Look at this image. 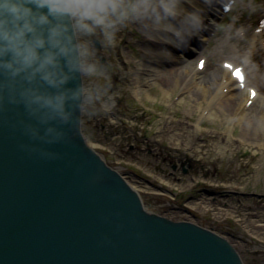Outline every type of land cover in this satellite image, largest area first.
I'll return each instance as SVG.
<instances>
[{
  "label": "clouds",
  "instance_id": "clouds-1",
  "mask_svg": "<svg viewBox=\"0 0 264 264\" xmlns=\"http://www.w3.org/2000/svg\"><path fill=\"white\" fill-rule=\"evenodd\" d=\"M217 5L223 22L207 16ZM253 18L264 20V0H0V117L27 138L19 148L29 156L60 159L51 146L71 144L82 114L114 103L101 50H114L121 33L134 28L160 45L153 56L169 59L171 48L203 39L210 23L205 59L241 70L243 107L264 104V26ZM252 121L264 130V115Z\"/></svg>",
  "mask_w": 264,
  "mask_h": 264
},
{
  "label": "water",
  "instance_id": "water-1",
  "mask_svg": "<svg viewBox=\"0 0 264 264\" xmlns=\"http://www.w3.org/2000/svg\"><path fill=\"white\" fill-rule=\"evenodd\" d=\"M22 142L0 117V264H243L212 231L143 210L80 129L57 160Z\"/></svg>",
  "mask_w": 264,
  "mask_h": 264
},
{
  "label": "rangeland",
  "instance_id": "rangeland-1",
  "mask_svg": "<svg viewBox=\"0 0 264 264\" xmlns=\"http://www.w3.org/2000/svg\"><path fill=\"white\" fill-rule=\"evenodd\" d=\"M139 35V32L131 28L121 33L119 44L114 50L108 52L101 50L102 61L111 66L109 95L113 96L114 103L109 104L97 115L82 114L81 129L87 143L96 146L94 150L109 167L119 171L127 180L135 181L134 184L139 187L157 188L161 177L177 182L178 180L175 179L177 176L183 178L185 184L189 177L196 179L188 190L182 192L172 190L167 193L162 187L164 196H145L155 208V214L159 216L185 220L187 217L182 219L180 216L189 211L184 207L189 200L217 194L216 202L224 206L221 197L228 199L231 208L228 206L229 208L224 210H233L236 211L235 213L225 214L217 219L212 212L201 214L200 210H193L188 219L218 234L224 232L221 235L234 243L242 238L246 249L245 254L241 256L244 264H264V243L248 236L247 232L242 230L241 223L236 222V218L250 221V218L243 217L247 212L255 213L251 214L254 217H259L264 212V162H258L260 154L257 152L251 155L248 147L243 146L244 149L241 147L243 150L235 151L231 156L227 155L223 158L215 155L210 149L211 142L216 137L213 132L216 129V124H212L214 121L202 124L201 128L204 131L195 138L196 142L204 145V148L198 151L188 150L187 154H183L179 149L173 148L175 146L168 144V132H166L168 129L163 125L165 119L173 114V118L170 119L173 127L182 119L193 127L197 123L200 124L198 121L200 109L197 112L192 110L191 114L184 117L178 112L182 111V108L175 100L178 92L175 90L165 97L161 85L153 83L152 75L155 76L156 71L160 70L157 69L158 65L145 58L142 60L144 71L137 68L135 62L140 56L137 55L136 48L141 43L138 42ZM205 51L206 49L200 57H205ZM195 60L191 59L192 69ZM206 60L207 63H216ZM159 61L162 64V58H159ZM146 67L150 68L149 71H146ZM157 73L161 74V72ZM167 120L169 122V119ZM226 125L223 123L220 128ZM160 126L164 131H160ZM235 128L230 132L231 136H236L238 130L241 131V125ZM260 160L262 161L261 156ZM260 164L261 172H257ZM258 173L261 174V179L253 185L249 179L253 180L251 176ZM240 175L243 180L237 182V177ZM212 180L217 181L219 186L211 188L209 182ZM248 182L252 187L243 189L242 193L236 192V188L231 190L224 186L245 187ZM146 190L150 191V189Z\"/></svg>",
  "mask_w": 264,
  "mask_h": 264
},
{
  "label": "bare ground",
  "instance_id": "bare-ground-1",
  "mask_svg": "<svg viewBox=\"0 0 264 264\" xmlns=\"http://www.w3.org/2000/svg\"><path fill=\"white\" fill-rule=\"evenodd\" d=\"M215 12L216 11H208L207 16L211 19L210 15ZM211 20L212 22H214L213 19ZM205 23H209V20L206 19ZM211 26L212 24L210 23L208 31H211ZM202 35L203 39L194 38L195 40L193 43L202 44L204 41H206L207 36L204 33H202ZM139 36L140 39L138 42H141L142 45L140 43L136 48V53L140 56V59H136L135 62V64H137V68L141 71H144L145 67L141 68V62L145 58L146 60L149 59L150 61L160 66V70L157 72H161V74L157 77L152 75L153 83L161 85L162 93L165 97L169 96V94L175 90L180 93L176 100V104L181 106L182 111L178 112L182 113L184 117L191 114L192 110H195L197 112L198 109H200V115L198 117V121H200V124L197 123V125L195 124L193 125V127L192 125H187L188 123L184 119L179 120L177 126L173 127L170 122V119H172L174 116L173 114H170L165 119L166 121L163 125L168 129L166 131L168 132V144H172L173 146H175L173 148H175L176 150L179 149L183 154H187L188 150L198 151L199 149L204 148L203 144H199L195 141L197 134L202 132L200 125L206 120L213 121L216 118L217 120L220 119V122L227 124L229 126V130H234L235 126L241 125V131L238 130V134L235 137H231L228 136L229 133H227V129L224 130V135L217 134L218 131H216L215 129L214 131L218 135V137L212 140L210 148L212 149L215 155L223 158L227 155L231 156L234 154L235 151L237 152L239 150H243V146H245L248 147V151L251 155L256 154L258 152L260 154L258 162L263 163L264 130L257 128L255 122L252 121V115H264V104H262L258 100H253L250 106L243 107L246 101L244 94L238 90L237 86L234 85L233 82L228 84L229 73L223 70L221 65L219 67L217 65H213L209 74L205 73L208 67L205 66V71L202 72L204 73V76H201V74L191 68V61L189 59H184L182 55H178V57H175L174 55L169 59L163 58L164 62H166L167 65L165 67H161V63L159 61L160 57L153 56L151 54L152 50L159 48L160 45L153 44L149 40L145 39L143 36ZM174 49L177 50L176 48ZM188 50L191 52L194 51V49L191 47H188ZM188 50L186 52H188ZM147 68L148 67H146V71H149L150 68ZM224 89L228 90L227 94L223 92ZM183 93H186L185 96H182ZM245 112L249 114L245 120L235 119L238 115H242ZM167 119H169V122ZM220 122L216 124V127L221 126ZM159 129L160 131H164L161 126ZM158 142H160V139H158ZM87 145L89 146L90 150L96 149V146L93 143L88 142ZM96 154L98 155V153ZM260 156L262 157V161L260 160ZM99 158L103 161V158L101 156H99ZM260 167L261 164L259 165V167H257V172H261L259 171L261 170ZM117 172L127 184V186L131 189V191H133L137 195V199L142 205L143 210H147L148 212L153 214H155V208L149 200L147 201L145 199V196H164L165 193L161 190L162 187L166 189L167 193H170L172 190L182 192L190 189L192 185H194L193 183L196 182V179L192 177H189L186 180V184L183 182V178L180 179L177 176L175 179L178 180L177 182L179 183H177L175 180L161 177L159 178L157 188H145L143 186L139 187L138 185L134 184L135 181L132 182L130 180H127L124 175H122L119 171ZM255 176L256 177L253 180L251 178L249 179V182H251L253 185H255V183L258 182L259 179H261V174L258 173ZM242 180L243 177L241 175L237 177V182H241ZM249 182L245 185V187H233L228 185L224 186L227 189L231 190L236 188V192L242 193L244 192L243 189L246 190L249 186L252 187ZM209 185L212 186L211 188L218 186L217 181L213 180L209 182ZM146 189H150V191H147ZM208 196H200L187 201L184 207L185 210L189 211H186L185 215L180 216L182 219L187 217L185 220H174L170 216L161 217L173 222L196 223V221L188 219V217L191 216L190 214L193 210H200L201 214L207 213L208 211L212 212L214 217L217 219H219L225 214H233L236 212L233 210H224V208H231V205L228 204L230 202L228 199H224L221 197V200H223L222 202H224L223 206L222 204L220 205L219 202H216L217 194H209ZM251 214L255 213L247 212L243 214V217L250 218V221L248 220V222H246L243 219L237 220L236 218V222L241 223L242 230L247 232L248 236L256 239L259 242H264V212L261 213L259 217L251 216ZM222 236L224 239L229 240L228 238L224 237V235ZM238 240L239 239L235 241L236 243L233 242L232 247L237 250V253H239L241 257L246 252L244 244L245 242L242 238L240 241Z\"/></svg>",
  "mask_w": 264,
  "mask_h": 264
},
{
  "label": "snow or ice",
  "instance_id": "snow-or-ice-1",
  "mask_svg": "<svg viewBox=\"0 0 264 264\" xmlns=\"http://www.w3.org/2000/svg\"><path fill=\"white\" fill-rule=\"evenodd\" d=\"M200 66H201V67L204 66V62H203V61L201 62V65H200ZM225 68H228V69L231 70V73H232L233 78H234L235 80H237V81L241 84V86H242V85H243V76H242V74H241V70H240V69L232 70L231 65H227V64L225 65ZM252 95L254 96L255 93H253Z\"/></svg>",
  "mask_w": 264,
  "mask_h": 264
}]
</instances>
